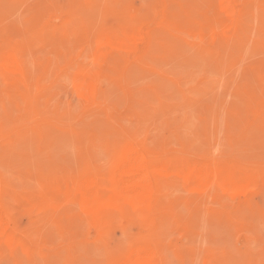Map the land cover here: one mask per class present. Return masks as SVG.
Wrapping results in <instances>:
<instances>
[{"label":"rangeland","instance_id":"374dc122","mask_svg":"<svg viewBox=\"0 0 264 264\" xmlns=\"http://www.w3.org/2000/svg\"><path fill=\"white\" fill-rule=\"evenodd\" d=\"M60 1L61 0H59V2H57V0H0V41L6 38V36H9L18 41H23V39H25L23 42L29 45L28 46L26 44L27 50H29L27 51L29 52L28 58L30 59V57L32 56L35 59L34 64L30 65L28 68V73L32 76V93L30 94V96L34 101L31 107H28L26 105L24 99L19 95V90L17 88L12 87L9 83L3 80L0 71V178L4 182L11 196L10 200L6 201V204L10 208L13 207V210H15L14 213L16 223L18 220L17 225L19 226L20 224L21 226L19 227L21 229H24V227L26 226V231H28L29 229L28 232L31 236L33 235L31 238L33 242L36 243L35 248L37 250L33 253L27 254H25L24 252H20L19 260L14 259L13 256L6 253L5 255H2L0 257V264H110L116 257L122 255L130 248L133 240L137 236H139V234H143L144 236L157 240L160 243L162 242L164 257L166 259L174 257L171 260H166L163 258L164 264H211V258H216V262H219L218 264H263V190L260 192L259 190L253 191L255 190V188H253V190H249L250 194L247 193V196L245 194L246 197H248V195L250 196L248 198H245V196L236 193H231L232 195H226L227 193L224 194L225 192L221 193L220 191L219 193H215L212 197H209V195H207L205 192L187 190L182 185L180 179L171 177L168 180V186L163 190V199L165 200V202L169 203L170 206H172L174 214H176L175 218L172 216L164 215L160 217L151 228L145 229L144 233H142V231L141 233H139L140 230H138V228L133 225V222L126 223L125 221L118 220L114 222L112 226L106 230L105 233L97 234L96 230L88 224L85 218L82 215H79L78 212L80 211L78 210V208L74 205L77 208L76 210V208L72 204L65 207L66 209H63V211L66 210L64 211V213L70 212V214L66 215V218L69 219L67 220L68 222L66 221V219H64L65 222L61 224V226H57L55 222H52L48 219L47 221L49 222V224H47L48 222L44 221L45 219L41 221V223L44 222L47 225V228L46 225L45 227L43 226L44 224L38 225L35 223V225L33 226V220L38 221L39 218L42 219L44 218V216L38 211L37 213H32L31 216H29V213L23 209V199H25L23 197L30 195L31 193L39 194L42 190V184L44 182L43 180L50 175H76L78 174V172L76 173V168L77 171H79L80 169L84 170L85 167L89 165V163L92 167L98 168L100 166L101 170L104 169L107 171L111 167L110 160L112 158L111 156L113 150L111 152L110 150L116 148L121 142L126 140V138H131V140L135 139V141L142 143L145 147L149 148L152 151L162 154H168L177 158L197 159L204 156L206 159H211L213 157L217 160L224 159L233 161L234 163L237 161L236 164L244 165L247 167L257 166L258 169L262 170L264 168V118H262L264 115V97L261 96L262 93V95H264V62H262L264 61V5L261 4H264V0H259L260 2L262 1L260 4L258 0L249 1V9L248 6L246 9V15L248 17L246 16V20L244 21L245 31L242 33L245 36H243V38L241 37L242 39L235 44L230 43L232 45H229V42L225 40H221V42H227H223V45L220 43V40L213 41L211 39V36L209 35L211 29L209 28L210 31H206L209 26H214L211 25L213 23H215V26H218L216 25L215 20L219 19L223 21L227 18L223 12L221 14L220 11H218V9L220 10V3L218 4L217 2H213L215 0H212V2L211 0H190V2L189 0H166V5L167 2L170 3V6L168 8L167 6H164V0L163 2L162 0H85V2L83 1V5L79 4L81 3L78 2L80 0H72V2L71 0ZM217 1L220 2L219 0ZM255 1L257 3H255ZM56 2L59 4L56 5ZM114 2H116L117 4L120 3L119 6L115 3V6H118L115 7L113 5ZM150 2H155L157 4L154 7V3H151L150 6ZM159 2H161V4H159ZM58 5H62L61 8L58 7ZM94 5L97 6L94 7ZM146 5V13L144 12V14L142 12L143 15H141L140 9L142 7L141 10L145 11L144 6L146 7ZM209 5H212L210 9L211 11H209ZM50 6L58 9L60 8V21L57 22L59 35L56 36L57 38L55 37L56 40H54V38L52 39L49 31H46L43 36L40 35L41 33L39 34L40 36L38 35V31H41V26L37 27L38 25H41L39 24V20H31L32 23L30 21L28 22V20L32 18L31 13H29L31 9L29 10V8L33 7L34 10L35 7V9L40 10V12H45ZM148 6H150L149 8L152 9V12L156 16L151 14L152 17H149L151 16L149 14L152 12L148 9ZM163 6L164 8H162ZM110 9L112 10L109 11ZM205 9L206 11L208 10V12H206ZM130 10H132V13H130ZM204 11L206 12L205 15H207L208 13L209 17L205 16L202 13ZM163 12V17H160ZM173 12L175 15H173ZM26 13L28 16H26ZM129 14L132 17L135 15L139 19L150 18V20L155 23L154 25H158V22L161 21L160 23H163L167 27V30H171V32H164L163 30H165L166 27L165 29L160 28L161 33H158V29H156L157 38L155 37V44L153 45V47H155V50L152 51L151 49L150 55L146 60L140 63H134L132 61V63H121L120 61H116L115 63H118L119 65L123 64L124 66L117 68L118 64H116L115 71L113 70L114 73L112 72V76L114 75L115 81L113 79V82H107V80L109 81L110 79L108 76H106L108 79L106 78L105 82H103L102 80L103 83L100 82L101 84L98 85L99 87H97V105H94L92 107L86 106L87 104L85 103L84 107V102H80L81 99L79 100L80 97L78 92L76 91V87L74 89L76 93L75 91H73L74 82L70 80L71 77L74 76L72 74H74L81 67V65L82 67L86 68H89L90 66L94 68L96 64L92 65L93 63H95L92 55L94 50H97L98 47L96 41L94 42V40L99 39V36H102L105 33V30L107 32L108 29L115 27L114 24H116V21H118L117 18L119 17L117 15H125V18L127 17L125 22L124 17L121 16L124 19H121V17L118 18L120 20V23L123 22L129 24L130 22H132L133 20L131 21L128 19L130 16ZM165 14H168V16L169 14H171L172 17H175H173L174 19L171 18L173 20H170L169 17H166ZM217 14L219 16L218 18H216ZM113 15H116L117 17H114ZM204 16L205 18H208L207 20H209L210 23L206 24V26L203 23L204 21H207L205 20V18H203ZM214 16L215 20H212ZM132 17L130 19H133ZM67 18H69V21L67 20ZM163 18L169 20L167 21L168 25L165 24L166 21L163 20ZM176 18L179 19L176 20L177 22L175 21ZM201 18L204 19L203 22ZM115 19L116 21L114 22L113 20ZM171 21L173 22V24ZM201 22L203 23V25ZM26 23H28V25L30 24L29 26L31 27V29H28L29 26ZM184 23H186L185 26L183 25ZM63 24L66 25L65 27H67L68 29L72 27L75 30L77 29V32L74 33V31H69L67 28V31H65V28H62L61 26ZM107 24H109L111 27ZM25 25H27V27H25ZM33 25L36 28L35 34V28L33 29ZM71 25L72 27H70ZM164 25L159 24V26H163V28ZM246 25L248 26L249 30L248 33L247 29H245L247 28ZM106 26H108L109 28H106L104 30V33L100 35L102 31L100 29H102L103 27L105 28ZM195 26H198L197 30ZM21 29H24V33H28V36L27 34H25L24 36H27L30 41L27 38L23 37L24 33L23 31H21ZM20 33L22 34V36ZM71 33H73L74 35H70ZM181 33L182 35L184 33V37L182 35H179ZM67 34L70 35L68 36L69 38L71 37V39L66 37ZM96 34H99V36L95 39L93 36H95ZM159 35L162 40L159 38ZM196 35L200 37H197ZM77 36H79V41ZM87 36L90 38H88ZM92 37L93 40L91 39ZM191 38H197L200 40L195 41L194 39V41H192ZM156 39L158 40V45ZM57 40L59 43L57 42ZM59 40L61 41V43ZM85 40L88 41V44L85 43ZM242 41L245 44L240 43ZM89 42H94L95 44L90 45L91 43ZM216 44L219 48H226L227 50H224L222 51L224 53H221L218 48L216 50ZM239 44H242L240 46H242L243 48L237 47L239 46ZM247 44H249L250 47ZM246 45L249 49L246 47ZM234 46L237 49H235ZM80 48L84 50L80 51ZM228 48L232 50H229ZM239 48H241L242 50ZM209 49H211L210 52L212 54L208 52ZM213 49L214 51L216 50L214 53L212 51ZM239 50L241 52H239ZM228 51L231 52L228 53ZM218 52L220 53V58H217ZM234 52L238 53V55L234 54ZM204 53H208L207 55L209 56V58H203ZM230 53L232 54V56L230 55L231 57L237 56L236 58L234 57L237 60H244L248 58L251 61V64H256V62L257 64H261L260 66L257 65L258 67L256 66L258 69V71H256L257 69H254V64V68H252V65L250 63H247L249 65L247 67L248 73L250 74H247L248 77H246V79H250L249 77H251L250 75L254 71L257 72L252 75L253 77L257 76L254 77L255 80H250L251 83L249 80V83L247 82L244 77L247 71L245 70L246 67H244V64H246L244 62L245 60L242 62H238L235 59L233 60L229 56ZM256 53H258V55ZM90 54L92 57L90 56ZM209 54H211V56L213 57H210ZM73 57L75 58V60ZM85 57L91 58L92 61H90V59L88 58L86 59ZM225 57L228 59H224ZM25 58H27V56ZM259 59L260 61H258ZM215 60L217 61V63ZM222 60H225V63H221ZM230 60L233 61L231 62ZM249 60L248 62H250ZM185 62H187V64ZM215 63L218 64L219 67L220 65H222V70L220 67V72L224 70L223 73H220L219 70H217L218 68H215L218 67L217 65L214 66ZM240 63L243 64L242 67H240ZM247 64L245 66H247ZM236 66H238V69L241 68V70H238ZM128 68L130 69L127 70ZM249 68H251V70ZM138 69L140 72L137 71ZM240 71H244L245 74H242ZM240 74L243 75L244 79H242V77H240L241 79L238 78ZM223 75L225 76V78ZM115 76H117L118 78ZM122 76L125 78H123ZM215 76L217 77V79ZM256 78L260 81H257ZM237 80L238 84H236ZM240 80H242V83H240ZM229 81L231 84L228 83ZM243 83L248 86L244 88L245 85H243ZM232 86L235 89L231 88ZM213 87L215 88V91L218 88V92H215ZM236 87L238 90L236 89ZM252 87L254 90L257 89L259 91H256L254 93V90L251 89ZM200 88H202V90ZM261 88L263 91L260 90ZM204 89L205 92H207V90L208 92H212H209L208 95V92L205 93ZM45 93L47 95H45ZM74 93L76 95H74ZM199 93L202 94V97ZM227 93H230V95H227ZM248 94H250L252 97L249 100L250 102H248V99L250 98V95ZM255 95L261 96V98L259 97V100L256 103ZM243 97H246L245 99L247 100H245ZM240 98L243 99L242 101L245 100L243 104ZM211 99L213 100V102L218 100L224 106L221 107V104L218 102L220 104L219 105L216 102V109L214 106L215 104L212 105ZM246 101V105H249V107L245 105ZM235 104L239 106L238 110L240 109V112L237 110ZM241 104L243 105V107L241 106ZM254 104L261 106L262 111L260 110L261 113L259 111V115H262L263 113L262 117H256V114L258 115V112L254 109L252 110L251 108ZM211 105L214 108L209 109L210 107H212ZM233 105H235L236 109H234ZM224 107L226 108V111L228 110L227 113L231 112L230 115L225 112V110L223 109ZM198 108L200 111L198 110ZM220 108L221 110H224L222 112V118L224 117L223 119L220 117L221 113L218 112L221 111ZM247 109L248 111H246ZM216 110L217 113L215 112ZM210 111L212 113L214 111L218 116L216 117L215 113L214 115L212 113L209 114ZM233 111L236 113L235 115L237 117L232 115ZM253 111L255 115L253 114ZM241 116H243L244 118ZM253 116H255V119ZM218 117H220V119L222 120H219ZM241 118L243 120H241ZM256 119H258V122ZM207 120L209 121V123H207ZM246 120H248L249 122H247ZM260 120L261 122H259ZM146 126L149 127L147 128ZM141 129L143 130L141 131ZM194 129L196 131H194ZM133 130L134 133L132 132ZM94 135L98 137L96 143L100 140V143H98V145L95 144L96 147L94 146V143L92 144L91 140L92 136ZM142 135L145 136V139ZM88 136L90 142L87 139ZM89 143L90 145H88ZM112 144L113 147L109 146ZM261 145L262 147H260ZM221 146H223L224 148ZM110 147L112 148L109 149ZM88 152L92 153V155ZM253 154L255 157L253 156ZM225 155H229V157L227 158V156L225 157ZM87 159L89 160L87 161ZM90 159H92L93 161ZM83 160L85 162H82ZM240 160L243 162H241ZM86 162L89 163L87 164ZM81 163L83 166L85 164V166L83 167ZM94 164H96L98 167H96V165L94 166ZM68 166H72L71 169L73 170V172L72 170L70 171V169H67ZM185 195H188V197H186ZM200 196L204 199L201 200ZM214 196H216V198H214ZM227 196L230 198V200ZM190 197H192V199ZM223 197H226V199H228L230 202ZM18 198L20 202L18 201ZM187 198L190 199L188 200ZM183 199H187V201H183ZM198 199L201 200V202L203 201V204L200 203ZM247 205L250 207L249 209H247ZM197 206H199L200 208ZM72 207L77 211L75 212V215L73 214L74 211ZM195 207H197L198 209ZM215 207H217V209H220L221 212ZM242 207L246 209L242 210ZM252 207H254L255 210L252 209ZM255 207L257 208V211ZM258 207L261 212H259ZM203 208H205L204 211H202ZM261 208L263 209V211ZM208 209L213 212H211L210 214ZM235 209L236 211H238V213L239 211L241 212V210L244 211V216L248 214L247 216L249 217V219L245 221L248 218L247 216L245 218L243 216L239 217L242 212L240 213V215L237 214L238 216L235 215ZM68 210L71 211L68 212ZM222 212H229L227 214L229 216H232L234 214L232 216L233 218L231 216H226V213H224V215L226 216L225 218ZM76 213L78 214L77 218H75V216L77 215ZM215 213L217 216L220 214L221 217L219 216L220 218H218ZM249 213L251 214V216L249 215ZM255 213L257 216L256 218L254 215ZM38 214L39 216L37 218L36 216ZM34 215L36 216L34 217ZM79 216L82 217H80L81 220L77 222ZM234 217L235 221L232 220V222L231 220H228L229 218L234 219ZM30 218L33 219L31 222L33 226H31L32 228L27 226L28 223L25 224L27 220H29L30 222ZM83 218L84 220H82ZM216 218H218V221ZM236 218L241 219L236 220ZM254 218H259L261 219V221L263 220V222L258 223V220L252 222V219ZM70 219H72V221L74 220V222H72L73 224L71 223ZM142 219L143 217L138 215L137 220L140 222ZM219 219L224 221L221 222ZM182 220H184V222H182ZM202 222L204 224H202ZM125 224L127 225V228ZM48 225H50L52 228ZM62 225H64V228H62ZM206 225H208L209 228H207ZM89 226H91V228ZM84 227L88 229H85L86 231H84ZM59 229L60 231L58 232ZM169 230H171L172 233ZM31 232L33 233L31 234ZM191 236H193V238ZM158 238L161 241H159ZM216 240L217 242L215 243ZM234 241L236 243H233ZM248 247L251 250H248ZM167 248H169L170 250ZM260 248L262 249L260 250ZM229 249L230 252H228ZM255 249L258 250L257 253ZM170 251H172L173 253ZM231 252L233 253L232 255ZM119 253L121 254L119 255ZM256 257H258L259 259ZM10 260H12V262ZM14 260L17 262L15 263ZM175 260L176 262H174ZM238 260L240 262H238ZM247 261H249L250 263Z\"/></svg>","mask_w":264,"mask_h":264},{"label":"bare ground","instance_id":"6f19581e","mask_svg":"<svg viewBox=\"0 0 264 264\" xmlns=\"http://www.w3.org/2000/svg\"><path fill=\"white\" fill-rule=\"evenodd\" d=\"M62 1V0H61ZM60 1V2H61ZM85 0H80L78 2H81L79 3L80 5L84 4ZM100 1V0H99ZM102 1V0H101ZM124 1V0H122ZM121 1V2H122ZM127 1V0H125ZM220 2H218L217 0L213 1V2H217L220 6V10L218 9V11H220V13L222 14V12L226 15V19L221 21L219 19L215 20V16L214 18H212V20H215L216 21V25L218 26H215V23L211 24V25H214V26H209L208 29H206V31H210V36H211V39L213 41H217V40H220V43L222 44L223 42L227 41L229 42L228 44L229 45H232L230 43H237L239 42L243 36L242 33L245 31L244 30V21L246 20V9H247V6H248V3L250 0H219ZM57 2H59V0H57ZM56 2V5L59 4ZM72 2V0H71ZM163 2V0H162ZM166 2V0H164V3ZM190 2V0H189ZM212 2V0H211ZM259 4L262 2H260L258 0ZM113 3V2H111ZM115 3L114 2V6H115ZM151 3H154L153 6L155 7V5L157 3L155 2H150L149 5L151 6ZM192 3V1H191ZM255 3H257L255 1ZM27 4V3H26ZM25 4V5H26ZM63 4V3H61ZM96 4V3H95ZM117 4V3H116ZM120 3H118L117 5L119 6ZM124 4V2H123ZM159 4H161V2H159ZM14 5V4H13ZM24 5V6H25ZM38 5V4H37ZM69 5V4H68ZM110 5V4H109ZM122 5V4H121ZM148 5V4H147ZM147 5L146 7L144 6V10L145 11H142V7L140 9V12H141V15H143V13L145 12L146 13V10H147ZM184 5V4H183ZM186 5V4H185ZM213 5V4H212ZM212 5L210 6L209 5V11H211V7ZM261 5H264V4H261ZM62 5H58V7L61 8ZM97 5H94V7H96ZM118 6H115V7H118ZM150 6H148V9L151 10L152 12V9L149 8ZM164 6H167V8L170 6V3L167 2V5L165 3ZM164 6L162 8H164ZM21 7V6H20ZM56 7V6H55ZM68 7V6H67ZM93 7V6H92ZM173 7V6H172ZM170 7V8H172ZM207 7V5H206ZM25 8V7H24ZM40 8V7H39ZM42 8V7H41ZM45 8V7H44ZM60 8H53V6L49 7L45 12H40V10H37L35 9L34 7V10H33V7L32 8H29V10L31 9V11H29V13H31V16L32 18L28 20V22L31 20L32 21H38L39 20V24L41 25H38L37 27L41 26V31L39 32L38 31V35H42L46 32V31H49L52 39L59 35V29H58V24L57 22L60 21V15H59V10ZM72 8V7H71ZM161 8V7H160ZM256 8V7H255ZM207 9V8H206ZM205 9V11H206ZM248 9H249V6H248ZM257 9V8H256ZM260 9V8H259ZM45 10V9H43ZM42 10V11H43ZM100 10V9H99ZM112 9H110L109 11H111ZM17 11V10H16ZM117 11V10H116ZM132 13V10H130ZM156 11V10H155ZM162 11V10H161ZM171 11V10H170ZM202 12L204 15L206 12H208V10L206 12ZM260 11V10H259ZM263 11V10H262ZM25 12V11H24ZM143 12V13H142ZM250 12V11H249ZM249 12H248V15H249ZM255 12V11H254ZM108 13V12H107ZM144 13V14H145ZM149 13V12H147ZM14 14V13H13ZM105 14V13H104ZM126 14V13H125ZM154 13H150L149 15H151ZM161 14V13H160ZM163 14L164 12L162 13V15H160V17L162 16L163 17ZM211 14V13H209ZM15 15V14H14ZM13 15V16H14ZM130 15V14H129ZM166 17H169L170 20H173L175 16H171V14H165ZM165 15H164V18H165ZM173 15L174 12H173ZM256 15V14H255ZM20 16V15H19ZM26 16L27 13H26ZM25 16V17H26ZM93 16V15H92ZM114 16V15H113ZM119 16L118 18H120L121 16L125 18V15H117ZM116 15L114 17H117ZM128 16V15H127ZM131 16V15H130ZM129 16V20H133L132 22H130L129 24L127 23H120V20L117 18V20L119 21H116L113 20L114 22L116 21V24H114L115 27H112L110 29H108V31L106 32V28H109L108 26H106L104 29H100L102 30L100 35H102L104 33V30H105V33L102 35V36H99V34L93 36L95 39L98 38V36L100 37L99 39L97 40H94V42L96 41V44L98 45L97 47V50L95 48L94 52H93V58H94V61L95 63L91 64L94 65V68H92V66H90L89 68H86V67H81L72 75H70L71 77V81H73L74 83V88H73V91H75V87H76V91L78 92L79 94V100L81 99L80 102H84L83 105L86 103L87 105L86 106H94V105H97V97H98V93H97V90L99 87L98 85H100L103 80V82H105L106 80V76L109 77V81L107 80V82H113V79L115 81V78H114V75L112 76V72L114 73L115 71V68H116V64L118 63H115L116 61L117 62H121V63H130L131 61L136 63V62H142L144 60L147 59V57L150 55V52H151V49L152 51L155 50V47H153V45L155 44V37L157 38V31L158 33H161L160 32V28L162 29H165V25L163 23H160L158 22V25H154L155 23H153L150 18L152 17L149 16L150 18L149 19H139L137 18L135 15L132 17L133 19H130L131 17ZM156 16V15H154ZM200 16V15H199ZM205 16H208V13L207 15ZM205 16L203 18H205ZM222 16V15H221ZM121 19H124L122 18ZM143 17V16H142ZM159 17V18H160ZM209 17V16H208ZM218 14L216 15V18H218ZM248 17V16H247ZM98 18V17H97ZM127 18V17H126ZM126 18L124 19V22L126 21ZM144 18V17H143ZM158 18V19H159ZM166 22L169 21L168 19H164ZM173 18V19H171ZM17 19V18H16ZM69 18H67L68 20ZM202 19V18H201ZM208 18H205V20H207ZM162 20V19H160ZM176 20H179L178 18L175 19ZM211 20V18H210ZM256 20V19H255ZM254 20V21H255ZM19 21V20H18ZM27 21V20H26ZM62 21V20H61ZM64 21V20H63ZM69 21V20H68ZM75 21V20H74ZM107 21V20H106ZM163 21V22H165ZM204 21V19H202V22ZM249 21V20H248ZM258 21V20H257ZM12 22V20H11ZM15 22V20H14ZM21 22V21H20ZM79 22V21H78ZM165 24L168 25V22ZM172 22V21H171ZM170 22V23H171ZM177 22V21H176ZM181 22V21H180ZM183 22V21H182ZM186 22V21H185ZM201 22V23H202ZM207 22V23H205ZM212 22V21H210ZM214 22V21H213ZM32 23V22H31ZM38 23V22H37ZM109 23V22H107ZM179 23V22H178ZM199 23V24H201ZM206 26V24H210L209 23V20L207 21H204L203 22ZM202 23V25H203ZM28 25V23H26ZM77 24V23H76ZM79 24V23H78ZM82 24V23H81ZM159 24L161 25H164V28L163 26H159ZM173 24V22H172ZM177 24V23H176ZM186 23H184L183 25L185 26ZM27 25H25V27H27ZM30 25V24H29ZM28 25V26H29ZM109 25V24H107ZM110 25H111V22H110ZM109 25V26H110ZM171 25V24H170ZM62 28H65V31L67 27H65L66 25H61ZM159 26V27H158ZM204 26V27H205ZM247 26V25H246ZM16 27V26H14ZM30 27V26H29ZM28 29H31V27ZM69 27V26H68ZM72 27V25L70 26ZM111 27V26H110ZM196 27V26H195ZM213 27V28H212ZM215 27V28H214ZM35 28V26L33 25V29ZM73 28V27H72ZM68 29L69 31H74L77 32L74 28L72 29ZM210 28V29H209ZM16 29V28H15ZM80 29V28H79ZM78 29V30H79ZM86 29V28H85ZM156 29H158L156 31ZM198 29V26L196 27V30ZM203 29V28H202ZM205 29V28H204ZM247 33L249 32L248 30V26L247 28ZM262 29V28H261ZM20 30V29H19ZM18 30V31H19ZM24 29H21V31H23ZM166 30V31H165ZM163 30L164 32H171V30H167V27L166 29ZM185 30V29H184ZM20 31V32H21ZM31 31V30H30ZM35 31H36V28L34 29V34H35ZM173 31V30H172ZM186 31V30H185ZM258 31V30H257ZM43 32V33H42ZM64 32V31H62ZM80 32V31H79ZM95 32V31H94ZM204 32V30H203ZM22 33V32H21ZM20 33V34H21ZM24 33V31H23ZM47 33V34H49ZM91 33V32H90ZM98 33V32H97ZM206 33V32H205ZM246 33V32H245ZM27 34L28 36V33H24L23 34V37H25L24 35ZM73 33H71L70 35H72ZM93 34V32H92ZM186 34V33H185ZM242 34V35H241ZM39 35V36H40ZM49 35V36H50ZM69 34L66 35V37L69 38L68 36ZM74 35V34H73ZM72 35V36H73ZM88 35V34H87ZM156 35V36H155ZM160 35H163V34H160ZM159 35V38L161 39ZM179 35H182L179 34ZM199 35V34H198ZM6 36V35H4ZM22 36V34H21ZM25 37L28 39V37ZM45 36V35H44ZM62 36V35H61ZM76 36V35H75ZM97 36V37H96ZM184 37V33L182 35ZM197 36V35H196ZM48 37V36H47ZM65 37V38H66ZM78 37V41L80 40L79 39V36ZM86 37V36H85ZM88 37V36H87ZM93 37L91 38L93 40ZM197 37H200V36H197ZM242 37V38H241ZM247 37V36H246ZM244 37V38H246ZM263 37V36H262ZM57 38V37H56ZM59 38V37H58ZM73 38V37H72ZM81 38V37H80ZM90 38V37H88ZM186 38V37H185ZM206 38H209V37H206ZM205 38V39H206ZM46 39V38H45ZM71 39V37L69 38ZM74 39V38H73ZM72 39V40H73ZM82 39V38H81ZM86 39V38H85ZM159 39V40H160ZM187 39V38H186ZM192 39V38H191ZM195 41L197 40H200V39H197V38H194ZM194 39H192V41H194ZM204 39V40H205ZM25 39H23L24 41ZM29 40V39H28ZM77 40V39H76ZM157 40V39H156ZM162 40V39H161ZM175 40V39H174ZM209 40V39H208ZM221 40H225L223 42H221ZM23 41H18V40H14L13 38L9 37V36H6V38H4L2 41H0V71H1V74H2V78L4 81H6L7 83H9L12 87L14 88H17L19 90V95L21 96V98L24 99L26 105L29 107H31L34 103L33 101V98H31L30 94L32 93V85H31V78L32 76L28 73V68L30 65H33L34 62H35V59L31 56L30 59L28 58L29 56V50H27V45L25 44V42ZM30 41V40H29ZM60 41V40H59ZM84 41V40H83ZM86 41V40H85ZM244 41V40H243ZM242 43V44H245V43ZM58 42V40H57ZM91 43L90 45L92 44H95V43ZM225 42V43H227ZM59 43V42H58ZM61 43V41H60ZM70 43V42H69ZM86 44H88V41L85 42ZM201 43V42H200ZM219 43V45H220ZM224 43V44H225ZM80 44V43H79ZM160 44V43H159ZM242 44H239V46L237 47H242L240 45ZM261 44V43H259ZM62 45V44H61ZM82 45V44H81ZM157 45H158V40H157ZM223 45V44H222ZM227 45V44H226ZM228 45V46H229ZM249 46V44H247ZM246 45V47H247ZM29 46V45H28ZM94 47V46H93ZM154 49H153V48ZM166 47V46H165ZM224 47V46H223ZM235 47V46H234ZM250 47V46H249ZM77 48V47H76ZM217 48L221 51V53H224L222 51L224 50H227L226 48H219L216 44V50ZM230 48V47H229ZM228 48V49H229ZM243 48V47H242ZM248 48V47H247ZM254 48V47H253ZM30 49V48H29ZM81 49V48H80ZM88 49V48H86ZM85 49V50H86ZM92 49V48H91ZM167 49V48H166ZM235 49H237L235 47ZM241 49V48H239ZM249 49V48H248ZM259 49V48H258ZM84 49H81L80 51H82ZM215 50V51H216ZM229 50H232V49H229ZM242 50V49H241ZM246 50V49H245ZM76 51V50H75ZM74 51V52H75ZM91 51V50H90ZM168 51V50H167ZM211 49L208 50V52H210ZM213 53L215 52L214 49L212 50ZM219 51V52H220ZM263 51V50H262ZM73 52V53H74ZM218 52V56L217 58H220V53ZM227 52V51H226ZM231 52V51H228V53ZM239 52H241L239 50ZM244 52V51H243ZM249 52V50H248ZM82 53V52H81ZM86 53V52H85ZM211 53V52H210ZM233 53V51H232ZM246 53V52H245ZM84 54V53H83ZM92 54V53H91ZM90 54V56H91ZM198 54V53H197ZM206 54V53H204ZM203 54V58H209V56L206 54L204 55ZM212 54V53H211ZM210 57H213L211 56ZM227 54V53H226ZM234 54L238 55V53H235ZM239 54H242V53H239ZM247 54V53H246ZM245 54V55H246ZM258 55V53H256ZM262 54V53H261ZM71 55V54H70ZM76 55V54H75ZM74 55V57H75ZM86 55H89V54H86ZM223 55V54H222ZM228 55V54H227ZM232 56V54L230 53L229 56ZM248 55V54H247ZM246 55V56H247ZM27 56V58H25ZM72 56V55H71ZM91 56V57H92ZM184 56V55H183ZM202 56V54H201ZM207 56V57H205ZM233 60L237 57H231ZM249 56V55H248ZM73 57V58H74ZM228 57V56H227ZM86 58V57H85ZM84 58V59H85ZM88 58V57H87ZM86 58V59H87ZM257 58V57H256ZM261 58V57H260ZM90 59V61H92L91 58H88ZM190 59V58H189ZM224 59H228V58H224ZM248 58L244 59V60H237L238 62H242L244 61L246 64L247 63H250L251 64V61L248 62L247 60ZM75 60V58H74ZM72 60V61H74ZM157 60V59H156ZM233 60H230L231 62ZM247 60V61H246ZM171 61V60H170ZM189 61V60H188ZM196 61V60H195ZM216 61V60H215ZM225 60H222L221 63H223ZM227 61V60H226ZM260 61V59L258 60ZM84 62V61H83ZM89 62V60H88ZM131 62V63H132ZM149 62V61H147ZM161 62V61H160ZM163 62V61H162ZM236 62V63H238ZM254 62V61H253ZM256 62V61H255ZM264 62V61H262ZM86 63V62H85ZM187 64V62H185ZM190 63V62H189ZM188 63V65H189ZM192 63H195V62H192ZM217 63V61H216ZM214 64V66H218V64ZM225 63V62H224ZM235 63V64H236ZM260 63V62H259ZM83 64V63H82ZM138 64V63H137ZM136 64V65H137ZM185 64V65H186ZM241 64V63H240ZM246 64H244V67H246L245 70L246 71V74H245V70L242 72L240 71L242 74H245V79L247 76V74L249 75L250 73H248V69L247 67L249 66L247 64V66H245ZM253 64L252 63V68L254 69H257L258 66H260L261 64H254V67H253ZM89 65V64H88ZM131 65V64H130ZM166 65V64H165ZM184 65V64H183ZM238 65V64H237ZM250 65V67H251ZM258 65V66H257ZM124 66L123 64L122 65H119L117 66V68L119 67H122ZM168 66V64H167ZM195 66V65H194ZM198 66V65H197ZM222 65H220L221 67ZM239 66V65H238ZM238 66L237 69H238ZM243 64L240 65V67H242ZM257 66V67H256ZM164 67V66H163ZM183 67V66H182ZM220 67H215L217 70H219V72L222 70V67H221V70H220ZM231 67V66H230ZM264 67V66H263ZM134 68V67H133ZM203 68V67H202ZM130 68H128L127 70H129ZM156 69V68H155ZM172 69V68H171ZM251 70V68H249ZM114 70V71H113ZM194 70V69H193ZM192 70V71H193ZM238 70H241L238 69ZM249 70V72H250ZM253 70V69H252ZM262 70V69H261ZM139 71V69L137 70ZM202 71V70H201ZM211 71V70H209ZM224 71V70H223ZM220 72V73H223ZM258 71V69L256 70ZM111 72V73H110ZM140 72V71H139ZM168 72V71H167ZM206 72V71H205ZM255 73L257 72H252V74L250 75L251 77H249L250 79H246L247 82L248 80L252 81V80H255L254 77H257V76H252L254 75ZM261 73V72H260ZM54 74V73H53ZM240 74V76L238 77L239 79H241L240 77H242V79H244L243 75ZM157 75V74H156ZM210 75V74H209ZM215 75V74H214ZM222 75V74H221ZM129 76V75H128ZM154 76V75H153ZM197 76V75H196ZM224 76V75H223ZM222 76V77H223ZM117 77V76H115ZM123 77V76H122ZM134 77V76H133ZM201 77V76H200ZM216 77V76H215ZM118 78V77H117ZM125 78V77H123ZM144 78V76H143ZM167 78V77H166ZM225 78V76H224ZM237 78V79H238ZM108 79V78H107ZM148 79V78H147ZM185 79V78H184ZM195 79V78H193ZM217 79V77H216ZM228 79V78H227ZM238 79V80H239ZM257 79V78H256ZM120 80V79H119ZM133 80V79H132ZM135 80V79H134ZM141 80V79H140ZM145 80V79H143ZM152 80V79H151ZM171 80V79H170ZM223 80V78H222ZM226 80V79H225ZM229 80V79H228ZM238 80H237V83L238 84ZM244 80V81H246ZM259 79H257L258 81ZM50 81V80H49ZM118 81V80H116ZM124 81V80H122ZM121 81V82H122ZM208 81V80H207ZM242 83V80H240ZM243 81V82H244ZM250 81V83H251ZM260 81V80H259ZM46 82V81H45ZM102 82V83H103ZM155 82V81H154ZM186 82V80H185ZM72 83V82H71ZM124 83V82H123ZM122 83V84H123ZM211 83V82H210ZM230 83V81L228 82ZM249 83V82H248ZM258 83V82H257ZM231 84V83H230ZM124 85V84H123ZM202 85V84H201ZM243 85H245L243 83ZM164 86V85H163ZM162 86V88H163ZM193 86V85H191ZM234 86V85H233ZM231 87L233 89H235L234 87ZM238 86V85H237ZM248 85H245L244 88H246ZM207 87V86H206ZM216 87V86H215ZM254 87V86H253ZM253 87L251 89H253ZM258 87V86H257ZM261 87V86H259ZM57 88V87H56ZM143 88V87H142ZM166 88V87H165ZM214 88V87H213ZM113 89V88H112ZM177 89V88H176ZM202 90V88H200ZM218 89V88H217ZM216 89V91H217ZM237 89V87H236ZM186 90V89H185ZM200 90V92H201ZM207 90V89H206ZM229 90V89H228ZM232 90V89H231ZM230 90V91H231ZM238 90V89H237ZM244 90V89H243ZM254 90V89H253ZM262 90V88L260 89ZM75 91V93H76ZM145 91V89H144ZM214 91H215V88H214ZM215 91V92H216ZM229 91V92H230ZM256 91H259L257 89L254 90V93ZM263 91V90H262ZM180 92V91H179ZM203 92V91H202ZM204 92H205V89H204ZM208 92V90H207ZM205 92V93H207ZM209 92H212V91H209ZM209 92H208V95H209ZM218 92V91H217ZM240 92H241V89H240ZM264 92V91H263ZM74 93V95H76ZM167 93V92H166ZM237 93V92H236ZM252 93V92H250ZM253 93V94H254ZM196 94V93H195ZM202 97V94L199 93ZM216 94V93H215ZM220 94V93H219ZM226 94V93H225ZM234 94V93H233ZM258 94V93H256ZM263 94V93H262ZM264 97V95H262ZM14 95V94H13ZM45 95H47L45 93ZM148 95V94H147ZM158 95V94H157ZM205 95V94H204ZM227 95H230V93ZM250 95V94H248ZM145 96V95H144ZM167 96V95H166ZM171 96V95H170ZM261 96L259 95H255V98H256V101L255 103L259 100V97L261 98ZM15 97V96H14ZM208 97V96H207ZM250 98L248 99V102H250L249 100L252 98L251 95L249 96ZM136 98V97H135ZM147 98V97H146ZM171 98V97H170ZM200 98V97H199ZM204 98V97H203ZM244 98V97H243ZM246 98V97H245ZM244 98V99H245ZM185 99V98H184ZM190 99V98H189ZM263 99V98H262ZM169 100V99H167ZM197 100V99H196ZM204 100V99H202ZM201 100V101H202ZM212 100V99H211ZM240 100L242 101L243 99L240 98ZM247 100V99H245ZM244 100V101H245ZM135 101V100H134ZM165 101V100H164ZM200 101V100H199ZM242 101V104L243 102ZM264 101V100H263ZM190 102V100H189ZM203 102V101H202ZM201 102V103H202ZM217 102V104H221V107L224 106L222 105L221 102H219L218 100L217 101H214L212 100V105L215 104ZM219 102V103H218ZM262 102V101H261ZM161 103V102H160ZM198 103V101H197ZM219 104V105H220ZM241 104V106L243 107V105ZM247 104V101L245 102V105ZM133 105V104H132ZM211 105V106H212ZM236 105V104H235ZM234 106V109H236L237 107V110L239 108V106L236 105V107ZM255 105V107H254ZM251 108L252 110L254 109L255 111L258 112V115L256 114V117L260 116L262 117V115L260 114L259 115V111L261 110V106L260 105H257V104H254ZM143 106V105H142ZM195 106V104H194ZM207 106V105H206ZM205 106V107H206ZM215 108L217 109L216 107V104L214 105ZM247 107H249V105H246ZM85 107V105H84ZM192 107V105H191ZM232 107V106H231ZM241 107V108H242ZM254 107V108H253ZM2 108V107H1ZM211 108H214L213 106L210 107L209 109ZM228 108V107H227ZM264 108V106H263ZM205 109V108H204ZM224 110L226 109L225 107L223 108ZM199 110V108H198ZM215 110V109H214ZM219 110V109H218ZM221 110V108H220ZM224 110H221V111H218L221 113V118H222V112ZM240 110V109H239ZM238 110V111H239ZM242 110V109H241ZM245 110V108H244ZM143 111V110H142ZM200 111V110H199ZM212 111V110H211ZM210 111L209 114H211L212 112ZM243 111V110H242ZM248 111V109L246 110ZM262 111V110H261ZM260 111V113H261ZM134 112V111H133ZM184 112V111H183ZM217 113V110L215 111ZM213 111V115L215 113ZM225 112L227 113L228 110ZM240 112V111H239ZM263 112H264V109H263ZM215 113V115H216ZM246 113V112H244ZM153 114V112H152ZM227 114H231V112L227 113ZM236 113L233 111L232 115L237 117L235 115ZM242 114V113H241ZM253 114H254V111H253ZM228 115V116H229ZM243 115V114H242ZM255 115V114H254ZM218 115H216L217 117ZM178 117V116H177ZM219 120H222L220 119ZM243 117V116H241ZM252 117V116H251ZM254 119H255V116H253ZM259 117V118H260ZM139 118V117H138ZM208 118V117H207ZM217 118V119H218ZM233 118V117H232ZM244 118V117H243ZM264 118V115L263 117ZM31 119V118H30ZM79 119V118H78ZM152 119V118H151ZM240 119V118H238ZM137 120V119H136ZM149 120V119H148ZM241 120H243L241 118ZM249 120V119H248ZM248 120H246L247 122H249ZM257 122H258V119H256ZM208 121V120H207ZM213 121V119H212ZM240 121V120H239ZM237 121V122H239ZM263 121V120H262ZM216 122V121H214ZM241 122V121H240ZM253 122V121H252ZM261 122V120L259 121ZM264 122V121H263ZM129 123V122H128ZM201 123V122H200ZM209 123V121L207 122ZM244 123V122H243ZM115 125V124H114ZM130 125V124H128ZM199 125V123H198ZM201 125V124H200ZM248 125V124H247ZM195 126V125H194ZM240 126V125H239ZM136 127V126H135ZM147 127V126H146ZM145 127V128H146ZM149 127V126H148ZM147 127V128H148ZM202 127V126H201ZM238 127V126H237ZM259 127V126H258ZM36 128V127H35ZM127 128V127H126ZM129 128V127H128ZM200 128V127H198ZM221 128V127H220ZM6 129V128H5ZM159 129V128H158ZM157 129V130H158ZM189 129V128H188ZM7 130V129H6ZM143 129H141L142 131ZM156 130V132H157ZM137 131V130H136ZM159 131V130H158ZM194 131H196L194 129ZM205 131V130H204ZM211 131V129H210ZM258 131V130H257ZM261 131V130H260ZM128 132V131H127ZM134 133V130L132 131ZM248 132V131H247ZM148 133V132H146ZM145 133V134H146ZM160 134V133H159ZM173 134V133H172ZM246 134V133H245ZM249 134V133H248ZM256 134V133H255ZM263 134V133H262ZM125 135V133H124ZM128 136V135H127ZM132 136V134H131ZM143 136V135H142ZM126 137V136H125ZM141 137V136H140ZM144 139H145V136H143ZM163 137V135H162ZM209 137V136H208ZM113 138V137H112ZM133 138H134V135H133ZM158 138V137H157ZM221 138V137H220ZM49 139V138H48ZM88 141H89V136H88ZM98 139L97 136H92L91 140H92V144L94 143V146L96 147V145H98V143H100V140L99 142L96 143V140ZM137 139V138H136ZM161 139V138H160ZM177 139V138H176ZM224 139V138H223ZM105 140V139H104ZM184 140V139H183ZM219 140V139H218ZM252 140V139H251ZM223 141V140H221ZM257 141V140H256ZM262 141V140H261ZM90 142V141H89ZM102 142V141H101ZM172 142V141H171ZM200 142V141H199ZM120 143V142H119ZM154 143V142H152ZM259 143V142H258ZM96 144V145H95ZM114 144V143H113ZM113 144L112 145H109V146H112L113 147ZM262 144V143H261ZM90 145V143L88 144ZM108 145V143H107ZM151 145V144H150ZM153 145V144H152ZM161 145V144H159ZM196 145V144H195ZM198 145V143H197ZM259 145V144H257ZM264 145V143H263ZM94 146H91V147H94ZM106 146V144H105ZM163 146V144H162ZM206 146V145H205ZM204 146V147H205ZM103 147V146H101ZM112 147H110L109 149H111ZM195 147V146H194ZM223 147V146H221ZM229 147V146H228ZM262 147V145L260 146ZM106 148V147H105ZM161 148V147H160ZM165 148V147H164ZM224 148V147H223ZM231 148V147H230ZM264 148V147H263ZM93 149V148H92ZM107 149V148H106ZM201 149V148H200ZM211 149V148H210ZM209 149V150H210ZM222 149V148H221ZM18 150V149H17ZM94 150V149H93ZM113 150L112 152V158H111V167L110 169H108L107 171L102 169L101 170V167L99 169V167L94 164V166L96 165V167L98 168H95V167H92L90 165L89 162H86L87 164L89 163V165H87L85 167V169L83 170H79L77 171V168H76V173L78 172V174H74V175H63V174H60V175H50L48 177H46L43 181V184H42V190L40 191L39 194L37 193H31L30 195H27V196H22V199H23V209L26 210L28 213H29V216H31L32 213H37V211L42 214L44 216V218L40 219L37 221V220H33L31 219L30 222L29 220H27V222L25 224L28 223L27 226H29L30 228H32L35 223L40 225V224H44L43 226L45 227V223L41 221L43 219H45L44 221L45 222H48V220L52 221V222H55L56 225L58 226H61V224H63L65 221L64 219L69 220L68 218H66V215L67 214H70L69 211L71 210H68L69 213H64V210L63 209L65 207H67L68 205H75L78 210L80 212L79 215H82L85 220L88 222L89 225H91L97 232V234H100V233H105L107 229H109L112 224L118 220L120 221H125L126 223H130V222H133L138 230L139 233H144L145 229H148V228H151L155 222H157V220L164 216V215H167V216H172L175 218V215L174 214V210L172 208V206H170L169 203L165 202V200L163 199L164 197V194H163V190L166 189V187L168 186V180L171 178V177H176L178 179L181 180L182 182V185L187 189V190H192V191H198V192H205L207 195H209V197H212L215 193H219V191L226 195H232L234 193L236 194H240V195H243L247 196V193L250 194L249 190H253V188H255V190L253 191H257L259 190L262 191L263 190V193H264V168L262 170L258 169L257 166H244V165H240V164H236V162L234 163L233 161H228V160H224V159H214L213 157L211 159H206L204 156V158H197V159H193V158H177V157H173L171 155H168V154H162V153H158V152H155V151H152L150 150L149 148L145 147L142 143H139L137 141L134 140H131V138H126V140H124L123 142H121L116 148L114 149H111L110 152ZM163 150V149H162ZM195 150V149H194ZM216 150V149H215ZM32 151V150H31ZM59 151V150H58ZM64 151V150H63ZM72 151V150H71ZM96 151V150H95ZM212 151V150H211ZM222 152V151H221ZM264 152V151H263ZM63 153V152H62ZM66 153V152H65ZM89 153V152H88ZM254 153V152H253ZM92 155V153H89ZM259 154V153H258ZM262 154V153H260ZM57 155V154H56ZM176 155V154H175ZM248 155V154H247ZM227 155H225L226 157ZM251 156V155H250ZM248 156V157H250ZM254 156V154H253ZM257 156V155H256ZM87 157V156H86ZM224 157V156H223ZM229 157V155L227 156V158ZM255 157V156H254ZM105 158V157H104ZM216 158V157H215ZM233 158V157H232ZM246 158V156H245ZM76 160V159H75ZM89 159H87L88 161ZM92 160V159H90ZM106 160V159H105ZM232 160V159H231ZM235 160V159H233ZM244 160V159H243ZM61 161V160H60ZM93 161V160H92ZM239 161V160H238ZM241 161V160H240ZM245 161V160H244ZM63 162V160H62ZM82 162H85L84 160ZM243 162V161H241ZM72 163V162H71ZM92 163V162H91ZM30 164V163H29ZM93 164V163H92ZM244 164V163H243ZM4 165V164H3ZM70 165V164H69ZM82 165V163H81ZM80 165V166H81ZM247 165V164H246ZM83 166V165H82ZM81 166V167H82ZM85 166V164H84ZM83 166V167H84ZM7 167V166H6ZM9 167V166H8ZM22 167V166H21ZM69 167V166H68ZM67 169L70 171L72 170L71 167H69ZM77 167V166H75ZM247 167V168H246ZM104 168V167H102ZM6 170V169H5ZM18 170V169H17ZM62 170V169H61ZM66 171V170H64ZM73 172V170H72ZM69 174V172H68ZM43 179V178H42ZM10 186V185H9ZM8 186V187H9ZM252 192V191H251ZM24 193V192H23ZM232 193V194H231ZM25 194V193H24ZM17 195V194H16ZM217 195V194H216ZM186 197H188V195H185ZM202 196V195H201ZM200 196V199H204V198H201ZM245 198H248L250 197L248 195V197ZM19 197V195H18ZM208 197V199H209ZM228 197V196H227ZM263 197V196H262ZM11 198L10 196V193L9 191L7 190L4 182L2 181V179L0 178V257L2 255H5L6 253H8L9 255L13 256L14 259H17L19 260V254L20 252H24L25 254L27 253H33L36 250L35 248V244L32 240V236L30 235V233L28 231H26V226L25 225H22V226H25L24 229L20 228L19 226H21L19 224V226L17 225L18 223V220H17V223H16V218H15V213L13 210V207L10 208L7 204H6V201H9ZM27 198V199H26ZM192 199V197H190ZM190 198H187L188 200ZM214 198H216V196H214ZM226 199V197H223ZM229 198V197H228ZM232 198V197H231ZM17 199V198H16ZM21 199V200H22ZM187 199H185L187 201ZM183 199V201H185ZM195 200V199H193ZM191 200V201H193ZM199 200V199H198ZM201 200H199L200 203L203 204V201L201 202ZM211 200V199H210ZM221 200H222V197H221ZM227 201L229 200L226 199ZM14 201V200H13ZM18 201H19V198H18ZM253 201V199H252ZM20 202V201H19ZM196 202V201H195ZM230 202V201H229ZM14 203V202H12ZM16 203H17V200H16ZM178 203V202H177ZM191 203V202H190ZM197 203V202H196ZM199 203V205H200ZM182 204V203H181ZM194 204V202H193ZM262 204V203H261ZM217 205V204H216ZM18 206V205H17ZM74 206V207H75ZM187 206V205H186ZM189 206V205H188ZM193 206V205H192ZM262 206V205H261ZM75 207V208H76ZM191 207V206H190ZM199 207V206H197ZM195 207V208H197ZM206 207V206H205ZM229 207V206H228ZM247 209H249L250 207L247 205ZM73 208V207H72ZM75 208H73V214L75 215V212H77V208L75 210ZM200 208V207H199ZM217 209V207H215ZM231 208V207H230ZM256 208V207H255ZM264 208V207H263ZM66 209V208H65ZM198 209V208H197ZM205 208L202 209V211H204ZM207 209V208H206ZM246 209V208H245ZM243 207H242V210H245ZM252 209H254V207H252ZM262 209V208H261ZM209 210V209H208ZM221 212L220 209H217ZM231 210V209H230ZM241 212L239 211H235V215L241 213V215L239 217H246L248 214H246V216H244V211ZM255 210V209H254ZM258 210L259 212L260 209L258 207ZM189 211V210H188ZM200 211V210H199ZM224 211V210H222ZM256 211H257V208H256ZM263 211V209H262ZM197 212V211H196ZM207 212V210H206ZM210 214L211 210H209ZM223 215L224 213H226L225 215L226 216H229L227 215L229 212H222ZM233 213H234V210H233ZM17 214V213H16ZM77 214V213H76ZM232 214V213H230ZM243 214V215H242ZM23 215V214H22ZM72 215V214H71ZM138 215H140L141 217H143V219L139 222L137 220V217ZM216 215V213H215ZM222 215V216H223ZM224 215V217L226 218V216ZM234 215V214H233ZM232 215V216H233ZM249 215L251 216V214L249 213ZM255 215V218L257 217L256 216V213L254 214ZM36 215H34L35 217ZM39 214L36 216L38 218ZM69 216V215H68ZM82 216H79V219L77 222H79L81 220L80 217ZM206 216V215H205ZM211 216V215H210ZM209 216V218H210ZM217 216V215H216ZM220 214L217 216L218 218ZM231 216V215H230ZM229 216V217H230ZM231 216V217H232ZM238 216V215H237ZM253 216V215H252ZM28 217V216H27ZM32 217V218H34ZM74 217V216H73ZM78 217V214L75 216V218ZM215 217V216H214ZM223 217V218H224ZM248 217V216H247ZM22 218V217H21ZM73 218V219H75ZM84 218L82 220H84ZM218 218L217 221H218ZM222 218V219H223ZM233 218V217H232ZM242 218V219H244ZM251 218V217H250ZM253 218V217H252ZM252 219V222L258 220V223H262L263 220L261 221V219ZM261 218V217H260ZM27 219V218H26ZM25 219V220H26ZM204 219V218H203ZM241 219V218H239ZM236 218V220H239ZM249 219V217L245 220L247 221ZM264 219V218H263ZM32 220L34 222H32ZM71 220V223L74 222V220L72 221ZM77 220V219H75ZM176 220V219H175ZM207 220V219H206ZM220 220V219H219ZM226 220V219H225ZM228 220H233L235 221V217L234 219H231L229 218ZM37 221V222H36ZM205 221V220H204ZM215 221V220H214ZM216 221V222H217ZM221 222H223L224 220H220ZM232 221V222H233ZM261 221V222H260ZM33 223V226H32V223ZM68 222V221H67ZM76 222V223H77ZM83 222V221H82ZM182 222H184V220H182ZM181 222V223H182ZM215 223V222H214ZM256 223V222H255ZM49 224V222L47 223ZM51 224V223H50ZM73 224V223H72ZM187 224V223H186ZM202 224H204L202 222ZM208 224V223H207ZM218 224V223H217ZM231 224V223H230ZM264 224V222H263ZM262 224V225H263ZM87 225V224H86ZM126 225V224H125ZM188 225V224H187ZM216 225V224H215ZM32 226V227H31ZM49 227H51L50 225H48ZM64 228V225H62ZM76 226V225H75ZM88 226V225H87ZM91 226H89L91 228ZM207 228L208 225H206ZM218 226V225H217ZM253 226V225H252ZM56 227V226H55ZM46 228H47V225H46ZM52 228V227H51ZM73 228V226H72ZM126 228H127V225H126ZM201 228V227H200ZM205 228V227H204ZM213 228V227H212ZM246 228V227H245ZM35 229V228H34ZM76 229V228H75ZM86 227H84V231ZM199 229V228H198ZM234 229V228H233ZM92 230V229H91ZM165 230V229H164ZM211 230V229H210ZM31 231V230H30ZM49 231V230H48ZM60 231V229L58 230V232ZM171 232V230H169ZM203 231V230H202ZM252 231V230H251ZM52 232V231H51ZM73 232V231H72ZM79 232V231H78ZM178 232V231H177ZM33 232H31L32 234ZM172 233V232H171ZM233 233V232H232ZM36 234V233H35ZM38 234V233H37ZM78 234V233H77ZM96 234V235H97ZM146 234V233H145ZM169 234V232H168ZM167 234V236H168ZM201 234V233H200ZM231 234V233H230ZM73 235V234H72ZM105 235V234H104ZM172 235V234H171ZM185 235V234H184ZM237 235V234H236ZM36 236V235H35ZM38 236V235H37ZM178 236V235H177ZM187 236V235H186ZM189 236V235H188ZM204 236V235H203ZM202 236V237H203ZM229 236V235H228ZM239 236V235H238ZM73 237V236H72ZM193 238V236H191ZM199 237V236H198ZM259 237V236H258ZM166 238V237H165ZM201 238V237H200ZM233 238V237H232ZM157 239V238H156ZM159 239V238H158ZM167 239V238H166ZM199 239V238H198ZM229 239V238H228ZM236 239V238H235ZM103 240V239H102ZM204 240V239H203ZM202 240V241H203ZM219 240V239H218ZM230 240V239H229ZM254 240V239H253ZM106 241V240H105ZM159 241H161L159 239ZM200 241V240H199ZM201 241V242H202ZM256 241V240H255ZM101 242V241H100ZM217 242V240L215 241V243ZM228 242V241H227ZM231 242V241H230ZM259 242V240H258ZM188 243V242H187ZM195 243V242H194ZM205 243V242H204ZM210 243V241H209ZM233 243H236L235 241ZM244 243V242H243ZM66 244V243H65ZM173 244V243H172ZM175 244V243H174ZM189 244V243H188ZM200 244V243H199ZM206 244V243H205ZM212 244V243H211ZM242 244V243H241ZM249 244V243H248ZM256 244V243H255ZM106 245V244H105ZM203 245V244H202ZM201 245V246H202ZM218 245V244H217ZM259 245V244H258ZM100 246V245H99ZM207 246V245H206ZM226 246V245H225ZM230 246V245H229ZM244 246V244H243ZM246 246V244H245ZM249 246V245H248ZM98 247V246H97ZM205 247V245H204ZM203 247V249H204ZM224 247V246H223ZM261 247V246H260ZM199 248V247H198ZM237 248V247H236ZM247 248V247H245ZM244 248V249H245ZM249 248V247H248ZM75 249V248H74ZM165 249V248H164ZM169 249V248H167ZM200 249V248H199ZM202 249V250H203ZM262 248H260L261 250ZM127 250V249H126ZM170 250V249H169ZM173 250V249H172ZM194 250V248H193ZM248 250H251L250 248ZM256 250V249H255ZM168 251V250H166ZM186 251V249H185ZM234 251V250H233ZM258 250H256V253H257ZM172 252V251H170ZM228 252H230V249L228 250ZM242 252V251H241ZM250 252V251H249ZM253 252V251H251ZM173 253V252H172ZM121 253H119L120 255ZM207 254V253H206ZM215 254V253H214ZM221 254V253H220ZM233 253L231 252V255ZM240 254V253H239ZM198 255V254H197ZM200 255V253H199ZM238 255V254H237ZM246 255V254H245ZM168 256V255H167ZM171 256V255H170ZM190 256V255H189ZM217 256V255H216ZM219 256V255H218ZM229 256V255H227ZM261 256V255H260ZM259 256V257H260ZM197 257V256H196ZM212 257V256H211ZM232 257V256H231ZM243 257V256H242ZM252 257V256H251ZM254 257V256H253ZM166 259L164 257V250H163V244L162 242H158L157 240H154L152 238H149V237H146L144 236L143 234H139V236H137L134 240H133V243L132 245L130 246V248L125 251L122 255L116 257L110 264H164V259ZM174 258V257H172ZM171 257L170 258H167V259H172ZM177 258V257H176ZM191 258V257H190ZM258 258V257H256ZM254 258V259H256ZM263 258V257H261ZM166 259V260H167ZM179 259V257H178ZM189 259V258H188ZM194 259V258H193ZM202 259V258H201ZM210 259V258H209ZM212 259V262L211 264H218L219 262H216V258H211ZM233 259V258H232ZM249 259V258H248ZM259 259V258H258ZM174 260V259H173ZM172 260V261H173ZM196 260V259H195ZM219 260V259H218ZM247 260V259H246ZM2 261V260H1ZM12 262V260H10ZM9 261V262H10ZM15 261V260H14ZM181 261V260H180ZM207 261V260H206ZM209 261V260H208ZM251 261V260H250ZM17 261H15L16 263ZM168 262V261H167ZM171 262V261H170ZM176 262V260L174 261ZM179 262V261H178ZM192 262V260H191ZM190 262V263H191ZM214 262V263H213ZM236 262V261H235ZM238 262H240L238 260ZM249 262V261H247ZM250 263V262H249ZM166 264V263H165ZM189 264V263H188ZM208 264V263H207ZM223 264V263H222ZM264 264V263H263Z\"/></svg>","mask_w":264,"mask_h":264}]
</instances>
